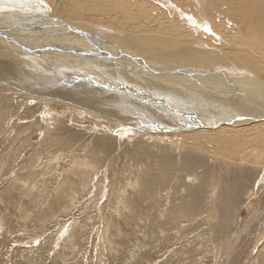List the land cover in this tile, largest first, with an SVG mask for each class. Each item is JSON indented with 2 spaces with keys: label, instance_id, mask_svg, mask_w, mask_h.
I'll list each match as a JSON object with an SVG mask.
<instances>
[{
  "label": "rangeland",
  "instance_id": "374dc122",
  "mask_svg": "<svg viewBox=\"0 0 264 264\" xmlns=\"http://www.w3.org/2000/svg\"><path fill=\"white\" fill-rule=\"evenodd\" d=\"M135 1L169 24L175 22L172 6L185 9L190 0H165L171 4L168 10L164 0ZM106 3L101 6L105 12L121 14ZM225 4L217 0L205 10L214 19L215 11L221 14L218 31L226 30L222 13L231 12ZM89 10L81 15L91 21ZM222 53L231 55L228 49ZM257 55L261 59L253 80L264 85V51ZM10 81L0 75V264H264V124L201 139L165 115L167 110L158 119L122 112L138 127L147 125L170 140H147V146L136 134L109 140L98 130L105 125L102 119L90 115L89 124L77 114L49 113L59 106L4 90L2 83ZM61 144L68 149H60ZM90 153L97 160L92 183L83 191L80 176H67L81 199L65 207L64 200L55 199L64 181L61 168L70 167L73 156L84 161ZM164 159L169 169L163 173L154 160ZM176 211L182 218L173 221Z\"/></svg>",
  "mask_w": 264,
  "mask_h": 264
},
{
  "label": "bare ground",
  "instance_id": "6f19581e",
  "mask_svg": "<svg viewBox=\"0 0 264 264\" xmlns=\"http://www.w3.org/2000/svg\"><path fill=\"white\" fill-rule=\"evenodd\" d=\"M106 2L121 14L116 17L110 13L112 10L105 12L101 6ZM164 2V6H171ZM216 2L190 0L185 9L168 5L175 22L167 24L151 15L149 9L138 6L135 0H0V75L11 78L7 82L9 86L2 83L4 90L20 91L22 97L38 99L42 104L45 99L53 101L60 108L53 106L50 112L47 110L59 117L77 114L84 122L88 119L89 124L91 116L98 117L105 123L103 126L98 123V130L106 134L101 138L121 141L136 134L138 139L146 140V146L147 140H170V137L157 134V129L156 132L146 129L147 125L145 129L138 127L122 112L127 115L133 112L135 117L148 113L163 118L167 110L165 115L176 117L182 126L196 132L190 133L191 136L201 139L211 132L227 134L228 130L233 133L264 124L261 122L264 121V85L253 80L258 74L255 63L261 59L257 54L264 51V0H225L227 9L231 10L222 13L227 22L225 31L216 28V18H222L217 9H214L215 19L205 11ZM88 10L91 21L81 15ZM99 16L108 18L110 23L98 20ZM185 24L191 34L182 27ZM219 48L230 50L231 55ZM243 53L255 57L248 58ZM225 76L235 80L227 81L230 79ZM95 83L102 88L92 86ZM104 86L111 88L106 90ZM67 119L69 124L71 119ZM222 122L224 127L219 125ZM216 124L219 126H213ZM185 134L188 132L179 136L186 137ZM220 137L226 139L224 135ZM60 146L64 151L68 149L67 144ZM178 149L181 148L174 151ZM95 154L85 155L84 161L73 156L70 167L61 168L64 181L55 199L64 200L65 207L76 205L81 199L69 175L80 176L84 184L80 186L76 182L86 190L94 178ZM165 160V163L154 160L163 173L169 167ZM96 182L92 185L94 191ZM176 215L171 217L173 221L182 218L181 211H176Z\"/></svg>",
  "mask_w": 264,
  "mask_h": 264
}]
</instances>
